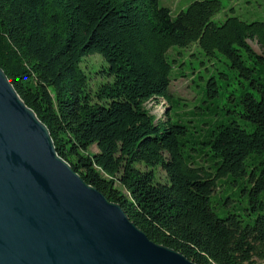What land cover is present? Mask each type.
Here are the masks:
<instances>
[{"label":"trees","instance_id":"16d2710c","mask_svg":"<svg viewBox=\"0 0 264 264\" xmlns=\"http://www.w3.org/2000/svg\"><path fill=\"white\" fill-rule=\"evenodd\" d=\"M221 9L220 0H193L175 15L160 0H0V67L49 129L58 155L150 240L196 264H264V158L249 173L246 162L264 154V84L243 58L264 63V20L219 22ZM192 44L208 57L221 53L257 88L258 96L238 100L250 130L226 118L193 141L180 119L155 121L145 107L169 105L168 52ZM94 54L111 81L93 94L80 63ZM218 88L209 77L206 97ZM192 151L209 165L197 164ZM227 175H248L252 220L220 217L211 207L216 180Z\"/></svg>","mask_w":264,"mask_h":264},{"label":"water","instance_id":"95a60500","mask_svg":"<svg viewBox=\"0 0 264 264\" xmlns=\"http://www.w3.org/2000/svg\"><path fill=\"white\" fill-rule=\"evenodd\" d=\"M0 264H196L150 240L58 155L1 67Z\"/></svg>","mask_w":264,"mask_h":264},{"label":"rangeland","instance_id":"374dc122","mask_svg":"<svg viewBox=\"0 0 264 264\" xmlns=\"http://www.w3.org/2000/svg\"><path fill=\"white\" fill-rule=\"evenodd\" d=\"M193 0H181L185 8ZM161 0L160 5L168 6L171 14H176L175 4ZM222 9L213 17L216 21H222L228 15L251 22L255 20H264V0H220ZM178 11V10H177ZM175 12V13H174ZM249 43L256 53H261V48L255 40H249ZM168 60L172 65L171 83L168 87L170 94L169 105L164 100L151 101L145 103V107L150 114L155 117V121L165 119L166 114L172 120L184 122L188 127L187 137L193 141L204 136L209 127L226 118H233L249 130L250 123L245 121L239 114L238 100L242 93L252 92L258 96L257 88L253 87L250 79L239 74V72L229 66L228 60L219 52L214 57H208L203 50L196 44L189 47L174 46L168 52ZM243 58L247 66L255 68L253 78L264 84V63L257 59H248L245 52ZM106 65L105 60L100 54H94L85 57L80 67L87 76V86L92 93L98 86L104 82L111 81L103 76L102 70ZM214 77L219 88L218 96L209 100L206 97V82L209 77ZM165 104V105H164ZM190 145V144H189ZM195 147H197L195 145ZM96 150L95 146L91 147ZM200 151V149H199ZM195 162L209 165L201 153L191 152ZM262 156H250L247 158V171L258 164ZM157 177L164 180L165 172L161 168L156 169ZM248 175L241 178L232 176L219 177L216 180V186L210 196V204L214 212L220 216H226L228 213L242 215L246 220H252L256 213L251 211V201L249 196L250 182ZM264 201V197H262Z\"/></svg>","mask_w":264,"mask_h":264},{"label":"crops","instance_id":"0c3cea01","mask_svg":"<svg viewBox=\"0 0 264 264\" xmlns=\"http://www.w3.org/2000/svg\"><path fill=\"white\" fill-rule=\"evenodd\" d=\"M161 1V0H160ZM164 1H166V3H168V5L170 4H173V2H172V0H164ZM175 1H177L176 2V4H175V9H176V13L178 12V11H180V10H182V9H184L183 7H184V3L183 4H181V0H175ZM166 7H168V6H166ZM169 8V7H168ZM178 10V11H177ZM175 13V12H174ZM173 15V14H172Z\"/></svg>","mask_w":264,"mask_h":264},{"label":"bare ground","instance_id":"6f19581e","mask_svg":"<svg viewBox=\"0 0 264 264\" xmlns=\"http://www.w3.org/2000/svg\"><path fill=\"white\" fill-rule=\"evenodd\" d=\"M164 103L166 104V102H164ZM165 104H164V105H165ZM166 105H167V104H166Z\"/></svg>","mask_w":264,"mask_h":264}]
</instances>
